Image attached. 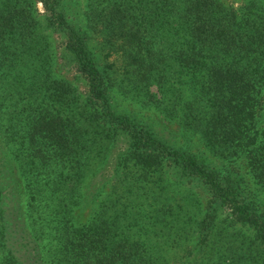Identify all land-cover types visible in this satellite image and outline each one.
<instances>
[{"label":"trees","instance_id":"1","mask_svg":"<svg viewBox=\"0 0 264 264\" xmlns=\"http://www.w3.org/2000/svg\"><path fill=\"white\" fill-rule=\"evenodd\" d=\"M60 3L0 0V264H264V212L224 162L212 168L113 110V63L89 44L101 37L104 60L115 48L130 85L155 83L148 102L213 156L243 158L264 204V0H95L87 29ZM55 34L84 96L57 75ZM110 162L118 194L78 221L85 180ZM168 174L202 185L204 210L192 194H158Z\"/></svg>","mask_w":264,"mask_h":264},{"label":"rangeland","instance_id":"2","mask_svg":"<svg viewBox=\"0 0 264 264\" xmlns=\"http://www.w3.org/2000/svg\"><path fill=\"white\" fill-rule=\"evenodd\" d=\"M225 1L235 2V4L240 2V0ZM89 2L93 3L95 0H61L59 7L61 10H63L62 12L65 13L67 19L77 18L80 21V26L83 27L85 25V27L87 26V29L89 26L88 19L90 18L89 12H87L88 8H90L87 6ZM37 8L41 13L43 12L41 3H37ZM92 30L89 28L90 32ZM54 36H56L54 52L56 53V58H58L56 67L58 73L57 75L61 79L67 81L76 94L81 96L86 95L88 87L86 80L82 77L76 67H74L69 61L70 58L63 48L62 37H59L57 34ZM102 43H104V41L101 40V37L95 32H92L89 44L93 51L92 53L96 56L98 62L102 66L105 63H113V67L108 70V75L105 73L107 95L113 110L118 113L128 115L130 118L135 119L139 123L147 124L155 131H160L164 136H166L168 140L174 142L177 147L193 156H196L200 161L208 164L212 168L219 169L222 167L221 162H224L223 166L228 167L229 171L236 179V182H238L243 194H245L249 199H253L256 205L259 206V211L264 212V204H261L263 194H260L256 189V184L253 180V177L251 176V173L249 172L246 161L243 158L238 157L227 160L223 158L224 161L220 160L208 152L203 142L198 140L197 137L191 133V131L183 130L177 123L164 117V115L147 100L148 95L146 90H149L151 93L155 94V96H158L159 93L157 85L155 83H146L143 92L142 90L138 89L137 86L134 87L130 85L126 79H122L120 76V74L123 73L121 68V64L123 63L121 54L118 53L115 48H110L111 51L107 59L105 58L106 60H104L103 56L106 52H108V50L106 49L105 45L102 46ZM256 100V124L258 128L261 129L264 127V91L262 94H259ZM115 156V153L111 154L112 159H115ZM100 168L101 167L98 169ZM172 169V163L166 165L165 167V171L169 173L173 172ZM114 176V165L110 162L108 167L98 170L96 176L93 179L88 178L85 180L86 182H84V185L82 186V208L76 212V215L79 218L78 221L84 222L87 219L91 209H94L96 204H101V200L108 194L111 192L113 194H118L119 187L114 185ZM164 176H166V174ZM167 177V183L163 182L166 188L158 190V194L165 192L166 190L168 192V189H173L176 196H173L172 194L170 195L182 204L185 203L183 201V195L192 194L194 197L192 201L200 199V208L204 210V206L208 199V194L205 193L202 185L194 180H190L187 177L182 178L181 176L178 177L174 174H168ZM147 184L152 186V182ZM119 185H122V183ZM156 188L159 189L160 186H156ZM123 196L126 197L127 193H123ZM197 211L198 204L194 203L191 212L192 214H195Z\"/></svg>","mask_w":264,"mask_h":264}]
</instances>
